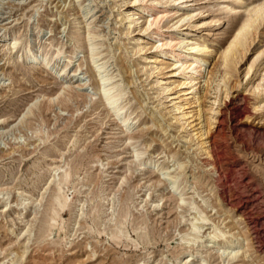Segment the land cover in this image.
Listing matches in <instances>:
<instances>
[{
	"label": "rangeland",
	"instance_id": "obj_1",
	"mask_svg": "<svg viewBox=\"0 0 264 264\" xmlns=\"http://www.w3.org/2000/svg\"><path fill=\"white\" fill-rule=\"evenodd\" d=\"M144 1L0 0V264H264V17L224 81L220 54L247 9L264 0H162L141 10ZM164 9L175 13L146 28ZM122 11H134L130 25ZM14 36L20 42L7 51ZM171 37L208 50L197 58L195 94L161 53ZM27 47L39 62H27ZM57 48L44 67L42 56ZM101 75L118 85L120 119L100 99ZM61 82L72 86L64 102ZM49 97L50 107L36 108ZM123 119H132L127 132ZM145 160L154 163L143 168ZM55 166L72 176L50 230ZM201 213L206 222L191 239ZM237 233L245 239L233 257Z\"/></svg>",
	"mask_w": 264,
	"mask_h": 264
},
{
	"label": "bare ground",
	"instance_id": "obj_2",
	"mask_svg": "<svg viewBox=\"0 0 264 264\" xmlns=\"http://www.w3.org/2000/svg\"><path fill=\"white\" fill-rule=\"evenodd\" d=\"M134 1H136V0H134ZM166 1L167 0H164L163 2H166ZM157 2H162V0H149L148 4L145 2V4H142L140 6V9L143 10L144 7H150V10H154L155 9L154 8L155 7V4ZM239 4L243 6L244 5L243 0L239 1ZM132 12H134V11H132ZM132 12L124 11L123 14H121V16H120L121 18H123L125 20H128V24L129 25L133 21V20H130L131 15L133 14ZM173 13H175V11L170 12V11H167V10L164 9L162 11H157L154 15H149V17H147L146 20H145V22H146V25H145L146 28L149 27L150 25L153 26L154 25L153 23L159 22L164 16H169L171 14L174 15ZM187 15L188 14H186V16ZM184 17H185V15L179 17L178 18V21H179V19L181 20ZM263 17H264V2H261V3L255 4L253 6L251 5L250 8L247 9L246 14L240 20L238 19L239 21L237 23L235 33L232 35V38L227 43L226 47H224L223 50H221L222 53H220L221 54V58H222V64L224 66V71H222L223 74H222V78H221L222 81L225 80V76L231 70L233 71V67L235 65H237V63H239V60L243 59L244 56L246 55V52L249 50V47H250L251 42L254 40L253 37L255 38L254 35L256 34L257 29L259 28L258 27V25H260L259 24V21L262 20ZM183 22H184V20H183ZM79 24H80V21L79 20L78 21H75V25L73 26L74 32H79ZM80 25H82V24H80ZM154 31H156V30H154ZM84 32L85 31H82L81 34L83 35ZM86 32H87V35L88 36L91 35V30H89V28L86 30ZM154 34L159 35V32L158 33L157 32H154ZM37 38L35 39V41L37 40V42H38L39 39H37ZM173 38L171 37V38L165 39L166 41H165L164 44H166L169 47V49H167V50L165 49V51L161 50V51H163L161 53L162 54H167L168 56H170V57L173 58V63L176 65V66L175 65L174 66L177 68V71L176 72L181 73L182 75H188L189 76L188 78H186L188 81L185 80L187 82L184 81L181 84H189L190 87H192V89H193L190 92H192L193 94H195L197 92V87H198V85L200 83V78H201V74H202L201 64L199 63V61H198L197 58L200 55H202L203 52H206L207 49H205V43L204 42H201L199 40L198 41L197 40L196 41L193 40L192 42L184 43L183 40L181 41L180 38H179L180 40L179 39L178 40H175ZM89 39H91V38H89ZM176 39H177V37H176ZM12 40H14V42L12 43V45L10 47H6L5 48V49H7V51L10 50V52H11V50H14L16 48V46L19 44V42H20L19 41L20 39L17 38L16 36H14L12 38ZM34 43H36V42H34ZM82 45H85V43L82 44ZM90 45H92L91 47H93L92 42H91ZM90 45H89V47H90ZM175 45H177L178 47L176 46L177 48H174ZM60 49L61 48H57L56 49V53H53L52 54V57H51V55L48 58L46 56H44V57L42 56V58L40 59V61H43V63H45L43 65L44 67L49 68V65L51 67V65L54 63V61L60 55V52H61ZM142 49H143V47H140V50H142ZM28 51L29 52H27V54H26V57L28 58L27 59V62L28 63H34V62H37V61L39 62V59L36 58V55H37L36 53L37 52H34L31 49H29V48H28ZM261 52L264 53V48H263V50ZM261 52H259L253 58V60L251 61L250 65L246 69V73H249V71H250L253 63L256 62L260 58ZM183 53H187L188 55H185ZM89 59H90V62H93L94 63V66L92 64V70L95 72V68H96V71L101 74L102 73L100 71L101 65L98 64V65H100V67H98V65L96 64L98 62L95 63V60L96 59H94L93 53H92V51H90V49H89ZM67 64H68V61H67V63L64 64L63 70L65 69V67L67 66ZM102 66L104 67V64ZM234 69H236V68H234ZM123 71H125V69ZM74 73H72V75H75ZM108 81H110V76H108V75H101V77L99 78V80L97 82V87H98V91H99V94H100V99H101L102 103L111 111V114H113L114 117L120 119V118H122L121 117L122 108H119V105H118V99L120 98L119 97L120 94L119 93L116 94V91L118 89V85H115V86L109 88L108 87V85H109ZM65 82H67V81H65ZM61 83H62V85H61V91H60L61 93L60 94H62V95L60 96V94H59V101L60 102H64L63 99L65 97H69V95L71 94V92H72L71 91L72 90V86L71 85H68V84H65L64 82H61ZM68 87H70V88H68ZM62 89H63V92H62ZM61 97H63L62 100H61ZM197 100H198V98H196L194 102H197ZM35 104H36V101L35 102H32L31 105H29L26 108V111H24V114L22 115V117L20 119L21 121L24 120V117L26 116L27 113L28 114L29 113H33V111H34L33 109L35 107ZM52 104H53V99L50 98V100L48 101L47 104H43V105L39 104L38 106L36 105L37 106L36 108H38L39 110H41L44 107H50ZM128 115H130V113H128ZM173 118H176V117H172L171 119H173ZM130 124H132V119H128V120L127 119H123L121 121V126H122V128L124 129L125 132H127L129 130V128H130L129 125ZM128 134L131 135L130 132ZM201 135H203V134H201ZM137 154L138 153H136V155ZM207 155H208L209 159H211L210 160V164L213 165L214 167H216L215 164H214L215 162L213 160V156H212L211 152L210 151H207ZM151 162H152V160H145V161H141V163H139V165L144 168L147 164L154 163V162H152V163ZM54 171H55V173H57L59 175V178H58V182H56L53 185L52 194H51V197H50V204L49 205H50V212H51L52 216L50 217V221L47 224V227L50 230L55 225L57 226V224H58V220L57 219L58 218H61L60 212L62 210H64L66 208V206L68 205V200H67L66 196L63 193L64 191L62 190V188H63L62 185H64L65 183L69 182L70 181V178L72 176L71 171L69 169H67V168H63V166H55L54 167ZM160 171H161V169H160ZM73 173H74V171H73ZM161 174H162V172H161ZM161 174H160V176H163L165 173H163V175H161ZM161 178H163V177H161ZM176 182H177V178L172 179V183L170 184L172 188L175 187V183ZM206 218H207V214H205V213L202 214L201 213L200 216H198V217L195 218L196 220L190 221L191 222L190 223L191 224L190 234L192 235V238L191 239H197V237H198V232L197 231L199 230L200 226L204 225V223L206 222ZM63 223H64V221H63ZM121 228H122V226H121ZM60 229L63 231L64 228L62 229V227H61ZM115 229H116V227H115ZM40 230H42V229H40ZM122 231H123V229H122ZM122 231H118V232H122ZM143 236H145V235H143ZM216 236H217L216 232H214V233H212V234L209 235L210 239H213ZM240 236H242L243 239H245V236H243V234H241ZM240 236H239L238 233L234 236V239H233V242H232V245H231V248H230L232 250V251H230V254L233 257L236 256V252H233V251L235 250V248H236L235 246L237 245V243L240 241V239H239ZM130 239H132V238H130ZM144 263L145 262H143V264ZM139 264H141V262H139Z\"/></svg>",
	"mask_w": 264,
	"mask_h": 264
}]
</instances>
